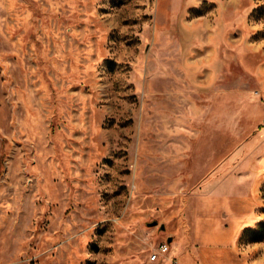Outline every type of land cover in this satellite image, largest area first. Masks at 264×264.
Here are the masks:
<instances>
[{
    "label": "rangeland",
    "instance_id": "1",
    "mask_svg": "<svg viewBox=\"0 0 264 264\" xmlns=\"http://www.w3.org/2000/svg\"><path fill=\"white\" fill-rule=\"evenodd\" d=\"M263 220L264 0H0V264H264Z\"/></svg>",
    "mask_w": 264,
    "mask_h": 264
},
{
    "label": "built area",
    "instance_id": "2",
    "mask_svg": "<svg viewBox=\"0 0 264 264\" xmlns=\"http://www.w3.org/2000/svg\"><path fill=\"white\" fill-rule=\"evenodd\" d=\"M170 251V242L168 240L161 242L158 247L152 252L151 257L158 259L160 254H166Z\"/></svg>",
    "mask_w": 264,
    "mask_h": 264
},
{
    "label": "trees",
    "instance_id": "3",
    "mask_svg": "<svg viewBox=\"0 0 264 264\" xmlns=\"http://www.w3.org/2000/svg\"><path fill=\"white\" fill-rule=\"evenodd\" d=\"M256 233H257V235L255 236L256 240L260 238H264V220L259 223Z\"/></svg>",
    "mask_w": 264,
    "mask_h": 264
},
{
    "label": "water",
    "instance_id": "4",
    "mask_svg": "<svg viewBox=\"0 0 264 264\" xmlns=\"http://www.w3.org/2000/svg\"><path fill=\"white\" fill-rule=\"evenodd\" d=\"M157 222H154V224H156Z\"/></svg>",
    "mask_w": 264,
    "mask_h": 264
}]
</instances>
